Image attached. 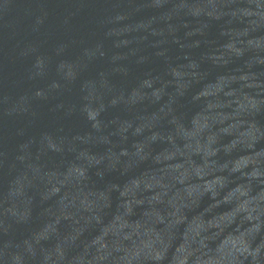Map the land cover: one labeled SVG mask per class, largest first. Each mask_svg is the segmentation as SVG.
<instances>
[{"label":"water","instance_id":"95a60500","mask_svg":"<svg viewBox=\"0 0 264 264\" xmlns=\"http://www.w3.org/2000/svg\"><path fill=\"white\" fill-rule=\"evenodd\" d=\"M0 264H264V0H0Z\"/></svg>","mask_w":264,"mask_h":264}]
</instances>
